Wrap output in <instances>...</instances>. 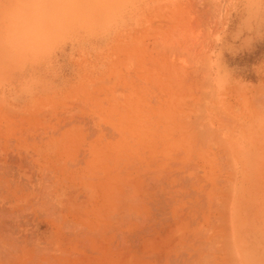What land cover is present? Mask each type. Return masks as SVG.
Wrapping results in <instances>:
<instances>
[{"label": "rangeland", "instance_id": "rangeland-1", "mask_svg": "<svg viewBox=\"0 0 264 264\" xmlns=\"http://www.w3.org/2000/svg\"><path fill=\"white\" fill-rule=\"evenodd\" d=\"M34 1L7 10L48 18L2 27L4 62L31 66L0 71L1 243L19 264H174L177 225H225L232 121L215 62H264V0Z\"/></svg>", "mask_w": 264, "mask_h": 264}, {"label": "crops", "instance_id": "crops-1", "mask_svg": "<svg viewBox=\"0 0 264 264\" xmlns=\"http://www.w3.org/2000/svg\"><path fill=\"white\" fill-rule=\"evenodd\" d=\"M15 2L17 0H0V71L5 73L31 64L20 62L24 58L19 62H4L3 20L48 18L50 12L45 8L49 0H35V7L45 10L12 14L7 8ZM28 33L31 34L24 31L15 35L20 38ZM37 34H40L39 43L50 45L48 32ZM52 42L56 44L57 39ZM223 64L215 62L216 84L224 90L225 113L232 121L229 147L232 178L225 225L216 227L208 222L201 233L192 238L185 235L183 225H177L167 236L174 237V241L169 240L175 245L174 264H264V62ZM14 76L11 82L18 80L17 75ZM243 92L245 102L238 100ZM3 110L29 116L35 115L37 108L7 105Z\"/></svg>", "mask_w": 264, "mask_h": 264}, {"label": "bare ground", "instance_id": "bare-ground-1", "mask_svg": "<svg viewBox=\"0 0 264 264\" xmlns=\"http://www.w3.org/2000/svg\"><path fill=\"white\" fill-rule=\"evenodd\" d=\"M3 28H4V26H2ZM11 28V26H9V25H7V28ZM9 28V29H10ZM6 29V28H5ZM7 32V31H6ZM48 196V195H47ZM3 207V206H2ZM49 213V212H48ZM125 214V213H124ZM5 215V214H4ZM3 215V217H5ZM7 215V214H6ZM8 215H10V214H8ZM7 215V216H8ZM14 215V214H13ZM10 216H12V215H10ZM2 214H0V235L2 236V235H10L9 234V229L10 228H8V226L10 225H8L7 226V224L9 223H7L6 224V222H4V221H2ZM9 217V216H8ZM14 217V216H13ZM6 218V217H5ZM16 218V217H15ZM55 218V217H54ZM4 219V218H3ZM127 219V218H126ZM131 219V218H130ZM6 220V219H5ZM8 221V220H7ZM54 221H56V220H54ZM143 222V221H142ZM64 229V228H63ZM66 229V228H65ZM64 229V230H65ZM118 230V229H117ZM22 235V234H21ZM119 238H120V236H119ZM3 240V239H2ZM5 241H7L6 239H4ZM123 239H121V241H122ZM9 241V240H8ZM29 243V242H28ZM15 247V246H14ZM9 247H6L4 244H2L1 243V241H0V264H19L18 263V261H17V256H18V254H17V250L15 249V248H13L12 249V247L9 249ZM46 256H48V255H46ZM32 261V260H31ZM20 262V261H19ZM26 262V264H27V262H28V264H32L30 261H25ZM30 262V263H29Z\"/></svg>", "mask_w": 264, "mask_h": 264}]
</instances>
